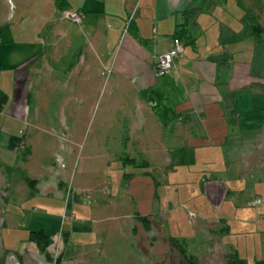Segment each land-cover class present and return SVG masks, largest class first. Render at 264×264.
<instances>
[{
  "label": "crops",
  "instance_id": "crops-1",
  "mask_svg": "<svg viewBox=\"0 0 264 264\" xmlns=\"http://www.w3.org/2000/svg\"><path fill=\"white\" fill-rule=\"evenodd\" d=\"M240 2L264 28V4ZM47 5L39 17L47 25L48 43L42 54L50 57L48 61L59 57L55 66L49 65L50 72L61 70L64 85L77 82L87 87L100 83L98 71L109 68L117 111L126 106L125 131L121 136L115 132L120 149L114 148L113 159L107 160L112 150L107 146L103 156L106 166L115 170L136 169L123 174L130 193V197L124 195L129 211L98 219L103 208L123 207L109 187L106 200L94 208L96 202L89 206L68 202L56 216L65 213L74 218L59 220L57 228L36 221L20 230L9 222L15 216L7 208L23 204L18 193L48 196L40 192L45 181L25 176L17 182L4 179L2 187L0 180V204L4 215L9 214L2 227L16 238L2 242L0 258L10 254L14 264H144L139 253L159 255L152 247L160 243L170 251L172 264H178L179 257L185 259L172 248L168 239L173 236L163 233L166 244L152 245L140 238L144 230L140 224L136 227L135 218L150 217L151 225L162 232L168 212L161 210L160 197L187 195L184 198L198 200L195 209L202 215L198 231L206 227L214 234L205 241L206 261L215 264L220 257L225 264L224 256L235 251L246 264L264 262V37L263 42L252 37L235 39L243 27V9L237 0H61L59 6L47 0ZM62 9L82 11L83 23L62 19ZM179 30L185 34L179 37L184 56L168 75L156 76L155 58L171 47ZM16 111L12 109L13 116ZM127 157L146 160L148 167L123 162ZM26 178L34 182L29 185ZM144 182L149 188L148 207L137 201L144 193ZM58 187L65 188L64 181ZM255 198L261 202L252 206ZM109 218L122 221L118 230L125 239L103 237L98 225ZM94 220L95 226L88 224ZM40 229L52 239L47 248L52 261L28 240L29 231ZM174 238L184 247L190 248L193 242L191 234ZM197 243L194 246L200 247ZM54 245L60 256L57 262ZM185 250L202 263L196 253ZM160 256L156 264L165 263L167 256H162L163 261ZM1 264L11 263L5 259Z\"/></svg>",
  "mask_w": 264,
  "mask_h": 264
},
{
  "label": "rangeland",
  "instance_id": "rangeland-1",
  "mask_svg": "<svg viewBox=\"0 0 264 264\" xmlns=\"http://www.w3.org/2000/svg\"><path fill=\"white\" fill-rule=\"evenodd\" d=\"M259 1L264 4V0ZM47 9V0H0V30H9L12 38V42L4 43L0 37V94L6 96V103L0 107L1 186L5 187L4 179L17 182L25 176H34L45 181L41 194L49 193L48 196L33 197L24 192L16 194L23 195L20 196L23 204H12L7 209L15 216L13 218L11 215L9 222L20 230L27 229L28 225H33L36 221H39L38 224L46 223L50 227L57 225V228L58 221L64 222L65 219L62 213L58 216L56 214L62 207L67 206L68 202H82L88 206L96 202L91 207L94 208L106 200L110 192L118 205L123 203V207L119 210L116 207L103 208L102 217L97 218L121 216L122 212L129 211L124 195L130 197L128 189H125L123 174L136 171L133 167H126L125 170L123 167L118 170L113 169L114 166L110 168L106 166V158L103 156L104 153L107 154L104 149L108 146V149L112 150H108L107 160L113 159V149H120V142L116 143V129L121 136L126 128L127 109L126 106L123 109L119 107L117 111L116 93H113V87L110 85L109 68L98 71L100 83H92L87 87H79L77 82L64 85L61 70L50 72L49 65L55 66L59 57L54 56L48 61L50 57L42 54L48 43L45 34L47 25L39 17ZM73 60L74 58H71L70 61ZM16 76L18 81H15ZM127 105L130 106L129 103ZM12 109L18 112L15 116L11 112ZM11 137L16 138L13 148L8 147ZM110 170L113 171L109 173ZM59 181H64L65 188L58 187ZM143 185L144 193L142 192L137 201L148 207L149 188L146 182ZM70 187L71 191L67 195ZM109 187L110 192L106 193ZM84 193H90L94 201L87 204L83 199ZM184 197H160V203L163 205L161 210L168 212L164 229L158 232L156 226L151 225L148 230L143 229L140 238L156 245L157 241L166 244L164 234L181 239L191 234V247L185 246L188 253H196L201 258V264H210L205 260V241L214 234L206 227L198 231V223L202 222V215L195 209L198 200ZM152 206L156 210L157 206ZM3 211L4 207L0 204V250L2 242H7L8 238L16 239L13 233H8L7 229L2 227V220L7 215V219L9 218L8 212L4 215ZM107 211L110 214L105 213ZM190 212H193L192 216ZM135 219V224H140L143 228L140 221ZM119 222L122 221L109 218L103 220L98 229L103 232L105 239H125L122 231L118 230ZM88 224L95 226V220ZM134 237L137 238V231ZM188 239L190 241L191 238ZM197 242H200V247L194 246ZM158 244L157 248L152 249L159 255L152 252L149 256L142 251L139 253L144 264H156L160 254L167 256L163 264H172L170 251L165 250L164 245ZM58 253L54 245L53 256L56 257ZM162 256L159 257L160 261H163ZM4 258L14 264L10 254L3 255L0 264ZM221 261L222 258L219 257L215 264H223ZM178 264L187 263L179 257Z\"/></svg>",
  "mask_w": 264,
  "mask_h": 264
},
{
  "label": "trees",
  "instance_id": "trees-1",
  "mask_svg": "<svg viewBox=\"0 0 264 264\" xmlns=\"http://www.w3.org/2000/svg\"><path fill=\"white\" fill-rule=\"evenodd\" d=\"M57 5L59 6L61 3V0H55ZM239 6L243 9V16L241 18L242 21V30L236 35L235 39H242L246 37H252L257 42H263V33L264 28L259 23L257 16L253 13V11L250 8L244 7L240 0H237ZM191 11V10H190ZM2 31L5 33L3 34ZM184 31L179 30L177 33H175L176 37H184ZM0 37L2 42H12L11 33L10 31H5L1 28L0 30ZM6 102V96L4 94H0V107L4 105ZM15 137H11L8 141V147L13 148L15 146ZM127 162L128 164L131 163L135 165V167L138 168H147L148 162L146 160H133L129 159L128 157L123 159V162ZM142 174L149 175L147 171L142 172ZM126 175V174H124ZM26 182L31 185V183L34 182V180H30L28 178L25 179ZM156 185V182H155ZM156 198V196H154ZM137 219L140 221L141 225L143 226V229L148 230L151 227V220L148 216H137ZM63 242L67 241V237L65 232L61 233ZM28 240L35 243L38 250L44 254L45 258L49 261L53 260V257L48 253L47 248L52 244V239L50 236H48L43 230H31L28 232ZM169 242L174 250H176L179 254H181L187 264H198L197 260L186 253L185 247L183 244L174 237H169ZM60 256H57L55 258V262L58 261ZM225 264H246L245 260L238 256V254L235 251H232L231 253H228L225 255ZM255 264H264L262 260L255 261Z\"/></svg>",
  "mask_w": 264,
  "mask_h": 264
},
{
  "label": "built area",
  "instance_id": "built-area-1",
  "mask_svg": "<svg viewBox=\"0 0 264 264\" xmlns=\"http://www.w3.org/2000/svg\"><path fill=\"white\" fill-rule=\"evenodd\" d=\"M60 15L61 18L71 22L73 24L76 25H81L83 23L84 20V13L82 11L79 10H73V9H62L60 11ZM184 56V45L182 43V41L180 40V38L178 37H174L172 39V45L171 47L161 53L158 54L155 58V63H154V73L156 76H166L168 75L171 70L176 66V63L179 59L183 58ZM71 191V187L70 189L68 188L67 190V195L70 193ZM83 199L87 204H90L92 201H94L93 198H91L90 193H84L83 194ZM261 202V200L259 198H255L251 201V205L252 206H256ZM190 216L193 215V213H189ZM63 218L67 219V218H71L73 219L74 216L71 215L70 217H67L65 215V213H63ZM59 236V235H58Z\"/></svg>",
  "mask_w": 264,
  "mask_h": 264
}]
</instances>
